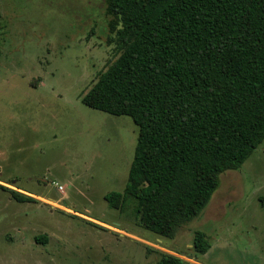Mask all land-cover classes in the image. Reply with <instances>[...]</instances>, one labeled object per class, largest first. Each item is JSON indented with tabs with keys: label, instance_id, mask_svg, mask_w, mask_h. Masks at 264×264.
I'll return each instance as SVG.
<instances>
[{
	"label": "rangeland",
	"instance_id": "obj_1",
	"mask_svg": "<svg viewBox=\"0 0 264 264\" xmlns=\"http://www.w3.org/2000/svg\"><path fill=\"white\" fill-rule=\"evenodd\" d=\"M105 3L0 0V184L34 198L0 187V264H154L193 255L196 230L211 247L191 263L264 264V140L173 239L139 224L136 199H104L124 191L139 131L81 100L114 61Z\"/></svg>",
	"mask_w": 264,
	"mask_h": 264
},
{
	"label": "trees",
	"instance_id": "obj_2",
	"mask_svg": "<svg viewBox=\"0 0 264 264\" xmlns=\"http://www.w3.org/2000/svg\"><path fill=\"white\" fill-rule=\"evenodd\" d=\"M104 13L114 61L81 100L139 128L128 183L104 199L115 209L136 199L139 224L173 239L208 205L221 174L264 140V0H106ZM210 247L196 230L194 254H179L198 258ZM157 251L154 264H192Z\"/></svg>",
	"mask_w": 264,
	"mask_h": 264
},
{
	"label": "water",
	"instance_id": "obj_3",
	"mask_svg": "<svg viewBox=\"0 0 264 264\" xmlns=\"http://www.w3.org/2000/svg\"><path fill=\"white\" fill-rule=\"evenodd\" d=\"M193 264V263H192Z\"/></svg>",
	"mask_w": 264,
	"mask_h": 264
}]
</instances>
